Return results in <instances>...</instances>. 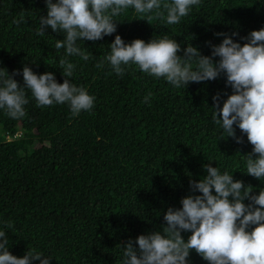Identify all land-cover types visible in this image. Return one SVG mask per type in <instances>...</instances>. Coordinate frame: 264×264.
<instances>
[{
	"label": "trees",
	"instance_id": "16d2710c",
	"mask_svg": "<svg viewBox=\"0 0 264 264\" xmlns=\"http://www.w3.org/2000/svg\"><path fill=\"white\" fill-rule=\"evenodd\" d=\"M161 11L163 19L155 18V10L142 19L128 8L113 17V34L77 40L91 53L85 61L55 48L63 32L47 28L37 35L39 17L47 15L45 0H0V72L23 86L26 65L62 83L60 60L66 58L75 65L70 82L95 98L91 110L73 116L68 103L38 106L25 88L24 117L13 119L0 109V231L12 255L40 252L49 264H123L129 239L138 248V235L166 226L169 207L181 208L182 197L201 194L190 181L204 178V165L251 185L250 195L264 189V178L246 173V155L256 156L246 133L233 126L242 140L237 143L213 119V97L222 106L232 92L223 74L176 88L134 64L122 65L125 74L118 76L106 59L116 35L126 44L168 36L180 44L181 57L188 44L210 56L211 46L224 38L216 33L243 44L251 31L264 28V0H201L173 25ZM22 16L25 22L14 23ZM190 234L181 232L185 241ZM187 259L209 264L195 250Z\"/></svg>",
	"mask_w": 264,
	"mask_h": 264
},
{
	"label": "clouds",
	"instance_id": "9594fccd",
	"mask_svg": "<svg viewBox=\"0 0 264 264\" xmlns=\"http://www.w3.org/2000/svg\"><path fill=\"white\" fill-rule=\"evenodd\" d=\"M201 0H45L47 15L39 17L38 36H43L47 28L53 32H63L64 38L57 39L56 49L63 48L66 56H79L87 61L91 53L82 50L77 40L96 41L105 35L116 32L113 17L121 15L128 8L140 14L155 10V18H164L166 23L178 24L189 14L192 6ZM154 17L149 16L148 22ZM25 17L15 20L19 24ZM223 40L211 46V55H202L188 44L184 56L178 55L180 44L164 36L145 42L134 39L125 43L116 35L110 44V54L106 59L113 71L123 77L122 65H136L139 70L157 78L164 77L176 88H184L190 82H203L217 79L221 74L225 83L232 89L231 94L217 104L218 96L213 97L214 121L221 125L227 137L237 143L242 140L235 135L234 125L246 133L253 146L246 155V173L264 178V28L249 33L246 42L240 44L223 33ZM236 35V33H233ZM213 57H219L218 61ZM195 65V67H193ZM64 80L57 83L51 72L36 74L28 66L23 67L24 85L20 86L7 71L0 86V109L19 119L26 115L24 105L28 99L24 89L31 91L38 106H51L54 103H68L73 116L81 110L89 111L94 105V97L84 87H78L68 78L73 76L75 65L66 58L60 60ZM99 67V65H98ZM145 96V102L149 97ZM206 175L198 182L190 181V187L200 195H187L181 198V208L169 207L164 214L166 226L162 231H152L136 237V245L129 239L123 245V264H188L190 250H195L209 264H264V189L258 195H250L252 186H245L240 180H233L228 172L223 174L217 167L204 165ZM214 190V194H213ZM231 197V199H230ZM248 198L251 203L245 204ZM249 225H253L248 231ZM6 227H12L8 223ZM182 231H190L187 240ZM6 233L0 231V264H49V257L40 252H27L23 257L8 251Z\"/></svg>",
	"mask_w": 264,
	"mask_h": 264
}]
</instances>
